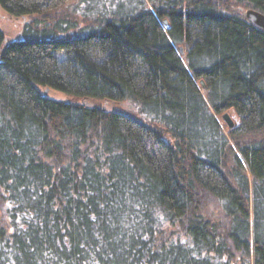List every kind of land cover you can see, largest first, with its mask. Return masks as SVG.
<instances>
[{
	"label": "trees",
	"instance_id": "trees-1",
	"mask_svg": "<svg viewBox=\"0 0 264 264\" xmlns=\"http://www.w3.org/2000/svg\"><path fill=\"white\" fill-rule=\"evenodd\" d=\"M77 1L0 0V264H264V0Z\"/></svg>",
	"mask_w": 264,
	"mask_h": 264
},
{
	"label": "rangeland",
	"instance_id": "rangeland-1",
	"mask_svg": "<svg viewBox=\"0 0 264 264\" xmlns=\"http://www.w3.org/2000/svg\"><path fill=\"white\" fill-rule=\"evenodd\" d=\"M83 1H85L86 3L84 4L81 3L79 5V1H77L71 6L73 7L77 4L76 7L79 8V10H81L82 12L79 15H76L71 12V16L73 17L74 24L72 25L71 28L68 29L69 33L78 32L80 29L90 24L89 20H86L84 22L83 17L92 20L95 16L106 11L108 6L112 5L113 3H118V1L120 0H83ZM234 10L238 14H245V12L247 11L246 9L242 7H235ZM30 21H31V18H23V19L11 18L7 16L0 9V30L4 34L6 40L9 42L19 39L22 35V31L24 30V27H26L30 23ZM48 96L55 100H60V101L67 100V98L64 95L56 93V92H50ZM203 96H205L204 93H203ZM107 108L109 110L121 111L127 108L131 109L132 107L129 103L123 102V103L109 105ZM224 114H227L230 117L234 125L237 124V118L235 117L233 111L228 110L216 116V119L218 120V122L220 123L222 127H224L227 130L226 124L222 121V116Z\"/></svg>",
	"mask_w": 264,
	"mask_h": 264
},
{
	"label": "water",
	"instance_id": "water-1",
	"mask_svg": "<svg viewBox=\"0 0 264 264\" xmlns=\"http://www.w3.org/2000/svg\"><path fill=\"white\" fill-rule=\"evenodd\" d=\"M244 16L250 24H252L254 27L264 32V15L263 14L253 9H248L245 12ZM200 85L202 89L204 90L205 85L203 81H200ZM44 94L46 95L47 91ZM222 121L226 124L228 129H232L234 127L233 121L230 119V117L227 114H224L222 116Z\"/></svg>",
	"mask_w": 264,
	"mask_h": 264
}]
</instances>
